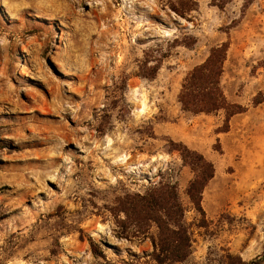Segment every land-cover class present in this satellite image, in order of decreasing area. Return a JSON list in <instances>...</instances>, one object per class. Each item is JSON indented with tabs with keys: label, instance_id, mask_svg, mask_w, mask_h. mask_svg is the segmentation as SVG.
Returning <instances> with one entry per match:
<instances>
[{
	"label": "rangeland",
	"instance_id": "1",
	"mask_svg": "<svg viewBox=\"0 0 264 264\" xmlns=\"http://www.w3.org/2000/svg\"><path fill=\"white\" fill-rule=\"evenodd\" d=\"M195 1L182 16L179 0H0V264H155L112 211L160 181L177 182L190 226L179 264L264 253V0ZM226 41L222 88L247 110L219 133L224 111L185 112L178 94ZM146 59L162 60L154 79ZM170 140L215 165L205 227Z\"/></svg>",
	"mask_w": 264,
	"mask_h": 264
},
{
	"label": "trees",
	"instance_id": "2",
	"mask_svg": "<svg viewBox=\"0 0 264 264\" xmlns=\"http://www.w3.org/2000/svg\"><path fill=\"white\" fill-rule=\"evenodd\" d=\"M179 4V7L172 4L171 8L182 16L198 7L195 0H179ZM214 5L224 7L223 3ZM194 44L195 38H192L184 45L192 47ZM229 47L230 41L213 46L208 57L186 74L178 94V102L185 112L210 115L224 111L225 122L224 126L218 129L219 133L227 132L230 119L247 110L241 104L230 102L222 88L221 80ZM145 54L148 55V52ZM148 60L143 61L140 76L154 79L161 68L162 60L158 59L153 64ZM263 102L264 92H259L254 97L253 104L258 106ZM169 144L170 150L179 153L183 165L189 167L193 174L186 187V195L200 216L199 227H205L207 219L203 197L206 187L215 177V165L203 153L183 142L170 140ZM217 146L220 147V144ZM112 212L119 217L118 226L126 237L143 235L150 239L153 246L150 258L155 264H179L191 255L192 235L184 218L185 207L177 182L160 181L144 193H127L119 199ZM152 227L157 230L155 235H150ZM91 244L95 249L92 241ZM227 258L229 264H264V253L247 262L231 254H228Z\"/></svg>",
	"mask_w": 264,
	"mask_h": 264
}]
</instances>
